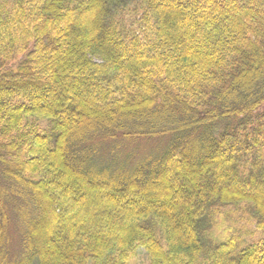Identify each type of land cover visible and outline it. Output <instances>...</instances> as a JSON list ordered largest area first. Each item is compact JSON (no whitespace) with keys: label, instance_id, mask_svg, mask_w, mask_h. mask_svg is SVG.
I'll return each instance as SVG.
<instances>
[{"label":"trees","instance_id":"16d2710c","mask_svg":"<svg viewBox=\"0 0 264 264\" xmlns=\"http://www.w3.org/2000/svg\"><path fill=\"white\" fill-rule=\"evenodd\" d=\"M138 250L264 264V0H0V264Z\"/></svg>","mask_w":264,"mask_h":264},{"label":"rangeland","instance_id":"374dc122","mask_svg":"<svg viewBox=\"0 0 264 264\" xmlns=\"http://www.w3.org/2000/svg\"><path fill=\"white\" fill-rule=\"evenodd\" d=\"M131 10L126 12L124 19L135 20ZM41 127L44 129L48 123L46 121L40 122ZM237 208L232 205L217 207L218 211L217 221L214 227L216 234L221 235L222 238H228L230 236L236 237L242 244H248L250 242L258 240L262 235V229L258 228V221L251 216L248 209ZM14 249L18 246L17 238L13 240ZM149 259L143 250H138L136 255L130 259V264H148Z\"/></svg>","mask_w":264,"mask_h":264}]
</instances>
